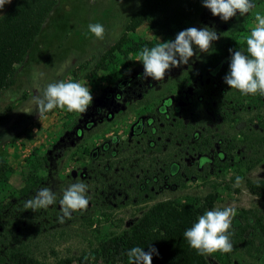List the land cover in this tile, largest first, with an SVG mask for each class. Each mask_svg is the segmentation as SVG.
<instances>
[{
	"label": "rangeland",
	"instance_id": "1",
	"mask_svg": "<svg viewBox=\"0 0 264 264\" xmlns=\"http://www.w3.org/2000/svg\"><path fill=\"white\" fill-rule=\"evenodd\" d=\"M136 2L137 0H57L24 62L15 67L11 84L0 95V111L12 107L0 126V205L11 201V197L25 186L26 177L32 170V164L25 159L30 157L33 151L40 153L41 160L42 155L45 157L37 170V175L43 177L40 189L48 187L57 197L56 204L35 212L44 217L45 222L47 220L53 222L51 229L44 231L38 235L37 240H34L37 246L35 253L40 264H56L59 258L66 256L74 258L73 264H77L76 256L88 254L103 238L117 235L127 229L143 211L161 199L187 201L197 205L209 202L210 207L205 211L232 206L237 210L232 220L235 224L239 220L244 221L242 215L245 214L251 216L256 225L255 216H260L261 224L253 231L259 236L264 233V197L255 195L250 188V183L264 181V150L258 147L249 135L245 142L241 141L247 125L257 124L259 120L264 119V103L250 105L249 110L246 113L241 112V119L235 122L226 123L212 116L200 119V131L205 137L197 139L196 145L192 142L187 143V147L181 151L184 162L194 164L193 166L197 165L200 155H207L211 160L199 172L197 179L188 181L184 187L164 190L154 200L146 203L120 206L103 202L99 196L98 183L81 179L77 174L81 165L78 161L73 162L69 155V141L72 139L70 132L73 128L72 122L79 118V113L54 109L43 116H38L35 112L27 114L18 110L26 106L33 95L31 72L34 67L46 73L52 80L64 79L85 83L93 96L92 104L103 98L105 93L111 92L115 95L119 89L115 87V83L108 85L107 78L109 76L115 78L121 70L126 71L130 66L137 65L139 62L137 58L126 65L122 62L117 65L108 64L106 70L98 72L96 81L86 79L85 73L93 69L98 57L118 39L116 34L118 37L122 34L123 22ZM254 3L256 7L253 12L245 16L237 13L228 21L213 16L211 11L205 16L215 18L214 24H227L230 31L247 36L250 29L255 26V12L264 14V0H254ZM90 23H101L104 26L106 36L103 41L97 40L87 31ZM135 33L142 38L153 37L146 22L139 25ZM158 40L163 42L169 39L159 37ZM117 53L115 51V54ZM203 54L201 52V56ZM196 60L194 56L189 59L186 64L187 70L181 65V71L168 74L164 80L157 83L151 96H158L164 86L180 79L186 71L194 69L197 66ZM66 62L63 74L57 76V70ZM47 82L49 81H44ZM114 95L107 100L114 105L110 106L109 111L127 103L125 98L116 99ZM134 99L135 95H132L129 102ZM92 104L89 108L93 106ZM107 111L104 110L101 116H96L93 120L104 117ZM115 118L118 119V115ZM123 118L125 117H121ZM126 119L128 124L135 121L133 115ZM250 119L253 122L249 123ZM108 128L106 125V131ZM120 128L114 126L113 129ZM95 140L99 141V137ZM219 140L220 149L224 150L226 156L231 157L230 164L227 168L218 166L214 171L208 170L207 166L220 160L216 156V142ZM229 141L233 144L232 147L228 144ZM178 153L179 148H170L165 156ZM73 172H76L75 176H72ZM236 176L243 177V183L240 187L234 188ZM81 181L88 185V207L86 211L73 212L71 219L65 218L61 223L58 219L62 215L59 200L70 184ZM206 256L211 264L222 263L219 252ZM237 256L239 262L257 263L253 255L239 252Z\"/></svg>",
	"mask_w": 264,
	"mask_h": 264
},
{
	"label": "trees",
	"instance_id": "2",
	"mask_svg": "<svg viewBox=\"0 0 264 264\" xmlns=\"http://www.w3.org/2000/svg\"><path fill=\"white\" fill-rule=\"evenodd\" d=\"M56 3L57 0H12L9 8L0 17V95L11 84L15 67L24 62ZM206 10L207 7L203 6L202 0H137L123 22L122 34L98 57L93 69L85 73L86 79L96 81L98 72L106 70L108 64L117 65L122 62L126 65L132 59L138 58V52L143 47L151 48L159 43V37L174 40L180 31L194 27L197 23L195 19L201 17ZM144 22L148 23V28L153 33L151 39L142 38L135 33L136 28ZM238 49L246 54L243 40L239 47H233L234 51ZM115 51L118 53L115 54ZM230 62L231 58L228 61L226 59V64ZM139 63L142 64L140 61ZM216 63L214 62L208 70L201 71V74L210 77V83L207 85L209 89L203 92L201 98L202 101H207V106L200 100L198 108L214 109L221 100L218 89L215 90L213 86L214 82L219 83L220 88L224 90L229 88L224 82L229 69L220 70L222 63ZM196 74L199 75L197 72ZM195 77L193 74V78ZM249 101L250 105L263 104L264 96L249 95ZM11 109L12 107H7L0 111V126ZM222 117L227 123L232 121L228 115ZM251 122L252 119L249 123ZM141 123L142 121L139 120L132 127L137 128ZM178 134L177 139L181 141L190 140L192 135L184 136V128ZM242 135V142H245L249 135L251 140L264 150V119L259 120L257 124L247 125ZM202 137H205V134ZM228 144L233 146L230 141ZM104 147L109 151L107 152L109 156L112 151L110 143H106ZM138 149L140 153L143 150L141 147ZM128 154L127 163L121 164L125 167L124 170L116 168L110 175L107 174L109 172L107 166L105 168L101 165L96 169V179L100 180H98L99 196L103 202L120 206L138 205L154 200L165 189L184 187L188 181L196 180L199 172L208 162L207 157L203 156L200 167L197 163L195 166H186L181 170L177 168L175 172L173 168L157 167L156 160L140 159L138 151L130 150ZM40 157V153L33 151L31 156L25 159L32 164L25 186L11 197V201L0 205V264H40L35 253L37 246L34 240L44 231L51 229L53 222L52 220L45 222L44 217L30 209H24L25 201L32 198L42 185L43 177L37 175V170L45 157L42 155L43 160ZM230 158L229 156L221 158L206 168L212 171L218 166L227 168ZM90 167L94 168L92 165ZM182 172H184L183 176ZM250 188L255 195L264 197V181L252 182ZM207 207H210L209 202L197 205L187 201L158 200L143 211L127 229L117 235L103 238L88 254L76 256L75 261L77 264H129L128 250L139 246L147 251L149 245H152L159 253L158 256H152V264H211L206 255L198 254L189 246L183 235ZM242 217L244 221L239 220L236 224L232 221L233 250L226 254L219 252L221 264H245L243 261L242 263L238 261L239 252L253 255L257 259L256 264H264V233L259 236L253 231L261 224L262 218L255 216L256 225H254L251 216L244 214ZM73 259L69 256L62 257L56 264H73Z\"/></svg>",
	"mask_w": 264,
	"mask_h": 264
},
{
	"label": "flooded vegetation",
	"instance_id": "3",
	"mask_svg": "<svg viewBox=\"0 0 264 264\" xmlns=\"http://www.w3.org/2000/svg\"><path fill=\"white\" fill-rule=\"evenodd\" d=\"M209 11L210 9L207 8L201 17L195 19L197 23L194 27L197 29L204 27L214 29L220 38L213 41L212 48L202 56L201 52L193 46L196 51L194 57L197 58V66L194 69L186 71V74L180 79L164 86L158 96H151L157 83L162 80L155 81L151 77L142 78L143 64L138 62L137 65L130 66L126 71L121 70L115 78L109 76L107 78L108 85L115 83V87L117 86L119 91L115 95L111 92L105 93L103 98L94 101L93 106L88 108L86 113L80 114L79 118L72 122L69 155L73 162H80L81 169L78 170L77 174L81 179L98 183L100 180L96 179V169L101 165L109 168L107 174L110 175L116 168L124 170L125 167L121 164L127 163L130 150L138 151V157L145 161L156 160V165L159 168H173L176 172L177 168L181 170L186 166H193L194 164L184 162L181 151L187 147V143L192 142L196 145L197 139H202L200 119L212 116V118L225 122L222 116L228 115L233 122V120L241 119V112L246 113L249 110V95H240L238 91L231 88L224 90L220 88L219 83L215 82L213 86L215 90L218 89V94L221 96V100L214 106L215 110L209 107L198 108V103L203 98V92L209 89L207 85L210 83V77L201 74V71L208 70L214 62L222 63L219 67L220 70L229 69V64H226V59L228 61L232 55L229 49H233L234 46L239 47L242 40L246 51L244 42L246 36L230 31L227 24H214L215 18L205 16ZM183 69L187 70V65H183ZM177 71H181V68H171L165 77ZM193 74L196 76L195 78H193ZM113 95L116 99L125 98L127 103L109 111L112 103L107 102V100ZM132 95H135V99L129 102V97ZM201 102H205V106H207V101L201 100ZM104 110H108L104 117L93 120L96 116H101ZM187 113L188 115H186ZM116 115H118V119L115 118ZM130 115H133L135 121L128 124V120L125 118ZM121 117L125 118L121 119ZM139 120L142 123L139 127L133 128L132 126L136 125ZM106 125L109 126L108 131L105 129ZM114 126L122 128L115 130L113 129ZM183 128L185 130L184 136L192 134L190 140L181 141L177 139L179 131ZM108 133L110 136H107ZM96 137H99V141L95 140ZM106 143H110L112 149L110 157L107 154L109 151H106L104 147ZM139 147L143 149H141V153ZM220 147L221 140L216 142L218 149V151L216 149V156L219 159L226 158L227 156L223 153L224 150H221ZM170 148H179V153L173 156H165ZM221 154L223 155L220 157ZM204 157L211 161L207 155ZM201 158H203L202 155L197 159L198 166L202 163ZM90 165L94 168H91ZM71 174L75 176L76 172ZM183 175L184 172H182Z\"/></svg>",
	"mask_w": 264,
	"mask_h": 264
},
{
	"label": "clouds",
	"instance_id": "4",
	"mask_svg": "<svg viewBox=\"0 0 264 264\" xmlns=\"http://www.w3.org/2000/svg\"><path fill=\"white\" fill-rule=\"evenodd\" d=\"M203 6L210 9L213 16H219L222 21H228L237 15L245 16L253 12L256 7L254 0H202ZM11 0H0V9ZM255 26L244 37L246 54L243 50L229 49L231 62L229 72L224 82L231 89L238 90L241 95L264 96V14L256 11ZM87 31L97 40L103 41L106 29L101 23H90ZM117 38H118V34ZM220 37L214 29L204 27L197 29L189 27L180 31L174 40L163 41L151 48L145 46L138 52V60L143 64V77H151L155 81L164 80L171 68L186 65L189 59L196 55L195 49L207 53L212 48L213 41ZM61 66L57 76L63 74ZM45 80L49 82L44 83ZM33 95L26 106L18 109L27 114L37 113L38 116L54 109L66 110L69 113L84 114L92 104L93 96L89 86L79 81L64 79L52 80L46 73L35 67L31 72ZM115 139V137H113ZM243 177L236 176L233 187H240ZM88 185L84 182L70 184L59 200L62 215L58 217L61 223L65 218L71 219L73 212L86 211L89 198ZM57 203L56 194L48 187L39 189L36 194L25 201L24 209L37 212L47 209ZM237 214L235 207L214 208L205 211L198 220L183 233L189 246L200 255H211L216 252L223 254L233 250L232 220ZM159 255L158 250L149 245L148 250L136 246L127 252L129 264H152V256Z\"/></svg>",
	"mask_w": 264,
	"mask_h": 264
},
{
	"label": "water",
	"instance_id": "5",
	"mask_svg": "<svg viewBox=\"0 0 264 264\" xmlns=\"http://www.w3.org/2000/svg\"><path fill=\"white\" fill-rule=\"evenodd\" d=\"M9 6H10V3L5 4L4 7L2 9H0V17L6 12V10L9 8Z\"/></svg>",
	"mask_w": 264,
	"mask_h": 264
}]
</instances>
